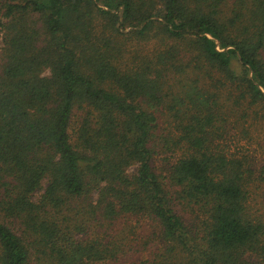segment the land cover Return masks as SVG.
Listing matches in <instances>:
<instances>
[{
    "label": "trees",
    "instance_id": "obj_1",
    "mask_svg": "<svg viewBox=\"0 0 264 264\" xmlns=\"http://www.w3.org/2000/svg\"><path fill=\"white\" fill-rule=\"evenodd\" d=\"M154 28L170 43L123 64L116 37ZM0 31V264H264L242 163L215 140L221 91L264 112V0H0ZM129 221L152 227L134 263Z\"/></svg>",
    "mask_w": 264,
    "mask_h": 264
},
{
    "label": "rangeland",
    "instance_id": "obj_2",
    "mask_svg": "<svg viewBox=\"0 0 264 264\" xmlns=\"http://www.w3.org/2000/svg\"><path fill=\"white\" fill-rule=\"evenodd\" d=\"M97 5L102 8H106L103 4L97 2ZM114 13L118 12L121 15L122 7L119 6L117 10H112ZM140 26L135 27L139 29ZM130 27L124 31H128ZM2 35L0 31V60L2 59ZM117 38L118 43L122 46L124 53L123 59H119L121 62H130L131 57H137V59L146 58L148 55L153 54L156 50L164 47L166 43L162 39V35L157 29H152L145 38H135L127 36L126 34L120 35ZM130 65H133L132 62ZM43 74H48V70H45ZM173 80L169 81V84ZM174 89V86L172 87ZM221 99L225 108L226 114H224V125L226 126V132L222 135L217 134L215 140L220 145V148L224 151L227 158L238 159L242 163V170L244 171L245 185H246V204L249 211V216L253 220L264 221V112L255 108L254 106H247V104L233 105L231 109L230 105L233 101V97L228 94L227 91H221ZM187 104V98L185 99ZM229 109V110H228ZM166 110V109H165ZM167 114L168 112L165 111ZM161 115L158 120L157 132L167 133L172 131V128L168 126L167 115ZM81 115L80 110L75 109L70 125V133L73 136V129L77 126L79 117ZM73 128V129H72ZM159 154L156 156V162L158 164L163 163L164 160L173 162L177 157L181 155V150L174 149L173 151L164 152L161 147L157 148ZM136 166H131L129 171H134ZM46 185L45 179L42 181V187ZM41 193V189L35 191L33 199H36ZM91 198H96V192L93 191ZM202 211H198L193 206L192 209L187 208L183 212L184 219L187 223H193L200 228V220L203 219ZM200 217V218H199ZM196 228V227H195ZM119 229L125 232V236L128 235L130 239H134L135 247L129 251V260L127 263H134L135 259L132 257H140L141 254L145 257L147 250H141L143 242L147 234L151 235L152 227L148 226V229L139 228V224L135 221H129L122 224ZM100 231L102 229H99ZM92 231H89L90 233ZM76 235H81L77 233ZM138 247L137 250L136 248ZM142 251L141 254H136ZM142 257L141 259H143Z\"/></svg>",
    "mask_w": 264,
    "mask_h": 264
}]
</instances>
